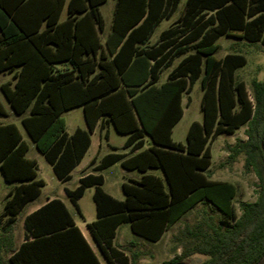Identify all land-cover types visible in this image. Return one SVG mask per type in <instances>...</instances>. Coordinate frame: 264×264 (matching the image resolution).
I'll list each match as a JSON object with an SVG mask.
<instances>
[{"label":"trees","instance_id":"1","mask_svg":"<svg viewBox=\"0 0 264 264\" xmlns=\"http://www.w3.org/2000/svg\"><path fill=\"white\" fill-rule=\"evenodd\" d=\"M107 1L0 0V73L12 74L1 86L5 101L64 183L87 154L99 123L102 132L113 124L128 136L123 147L128 153L112 147L113 153L91 162L96 173L83 175L75 190L66 189L80 213L78 201L94 188L97 218L88 229L109 264H136L135 256L130 259L115 246L119 227L129 224L134 235L156 243L198 204L210 205L221 220L206 215L186 225L175 237L184 252L167 264L194 255L209 257L204 264H257L264 256V81L254 80L250 95L236 78L246 57L216 54L222 37L264 45V0H186L174 25L149 49L136 45L146 44L163 21H170L182 0H116L105 56L98 52L105 30L100 7ZM183 56L167 82L158 85L163 69ZM199 81L203 122L191 124L186 144L175 142L183 97ZM76 108H83L88 130L69 135L63 115ZM0 116H8L1 99ZM244 126L247 141L229 146V160L244 155L245 169L253 170L261 185L255 202L240 204L239 215L237 185L212 180L210 168L213 143ZM29 149L16 124H0V172L16 185L7 195L9 226L0 233V264H101L60 200L26 217L25 239L16 242L23 207L45 185L37 161L27 157ZM118 163L143 174L123 184V201L103 189L102 172Z\"/></svg>","mask_w":264,"mask_h":264},{"label":"rangeland","instance_id":"2","mask_svg":"<svg viewBox=\"0 0 264 264\" xmlns=\"http://www.w3.org/2000/svg\"><path fill=\"white\" fill-rule=\"evenodd\" d=\"M186 0L181 1V7L179 12L171 19V21H164L157 29L155 35H158L161 31L173 25L178 17L179 13L185 5ZM115 8V0H110L107 4L101 7V13L105 19L106 25L109 28L113 20V11ZM66 17V11L63 14V19ZM220 49L217 53V58H223L226 54L238 53L242 54L247 59V65L236 72V78L238 81L245 82L250 95L253 94L252 82L254 80L264 81V45L262 44H250L246 41L238 38L222 37L218 41ZM10 79L9 75H0V84ZM203 91L201 88V82H197L194 86L190 97L189 107H185V115L181 122L175 127L173 133V139L175 142L186 144L188 129L193 121L203 120V114L201 111V99ZM0 96L2 97L1 89ZM186 96L185 102L189 98ZM2 100V99H1ZM4 103V101H3ZM6 105V103H4ZM10 116H0V124H16L24 140L29 144V152L27 157L35 159L37 161L38 179L43 180L46 183V187L43 189L41 199H45L52 193L60 194L62 199L66 201L69 206L74 219L79 225L86 231L84 221L94 222L96 220V206L93 200L94 188L86 190L84 197L79 201V207L83 214L82 218L76 208L71 204L69 199L64 194V188L67 187L70 190L76 189L80 184L81 171L86 168L91 160L95 157L99 149V130L96 131L93 136V146L82 164L73 172V176L70 182L63 184L55 176L51 165L47 162L44 155H42L37 149L36 145L26 134L25 129L21 124V118L16 116L8 108ZM66 122V130L68 134H73L77 128L87 129V125L84 118L83 108H76L63 115ZM237 137L233 135L223 134L212 145V166L210 170L211 179H222L232 182L238 187V195L234 200V205L240 212V204L242 202L253 203L258 198L259 187L261 181L258 175L253 170H246L245 156L241 155L236 158L235 161L229 160V143H236L239 138H244L245 133L242 130L237 132ZM126 140V136L117 133L113 128L111 129V142L116 146H122ZM103 148L101 155L108 152L105 139L102 140ZM96 173V172H94ZM157 175L162 176L160 170L155 171ZM105 179L103 189L105 192L113 195L118 199H124L123 183H129L131 179L138 178L140 172H130L121 166L120 163L114 165L102 172ZM12 189V185L4 180L3 175L0 172V233L4 228L9 226V217L5 214V205L7 201V195ZM212 216L216 222L221 220V215L214 210L210 205L198 204L191 212L186 214L177 224L169 229L163 238L156 243L148 242L140 237L135 236L130 228L129 224L122 225L115 239L116 248L121 251L128 258L133 259L135 256L136 264H167L178 260V258L184 252V245L177 243L175 237L182 231L186 225H195L200 222L204 216ZM25 213L19 217V221L14 229V236L16 242L20 244L25 239V232L23 229V219ZM9 238V236H8ZM9 242H6L4 248V258L9 259ZM98 254L102 264H109L100 250ZM209 257L203 255H194L183 262L186 264H204L208 261ZM133 264V263H130Z\"/></svg>","mask_w":264,"mask_h":264},{"label":"crops","instance_id":"3","mask_svg":"<svg viewBox=\"0 0 264 264\" xmlns=\"http://www.w3.org/2000/svg\"><path fill=\"white\" fill-rule=\"evenodd\" d=\"M69 0H67V2H68ZM110 0H108L107 1V3L109 2ZM106 3V4H107ZM105 5V4H104ZM104 5H102V6H104ZM101 6V7H102ZM101 7H100V11H101ZM115 7H116V0H115ZM181 7V6H180ZM65 11H66V17H67V9H65ZM64 11V12H65ZM114 11H115V8H114ZM114 11H113V15H114ZM64 14V13H63ZM102 14V13H101ZM66 17L63 19V15H62V20H65L66 19ZM104 18V17H103ZM104 21H105V19H104ZM171 21V20H170ZM164 22V21H163ZM162 22V23H163ZM169 22V21H168ZM161 23V24H162ZM160 24V25H161ZM159 25V26H160ZM174 25V24H173ZM112 26H113V20H112V22H111V25H110V27L108 28L107 27V25H106V22H105V30H104V33L103 34H101L100 35V41H101V44H102V46H103V51H101V52H98V54L100 55V54H102V52L104 53V55L105 56H108L109 55V51H108V47H107V45H106V42H107V40L109 39V37H110V34H111V31H112ZM172 25H169V27H167L166 29H168V28H170ZM159 28V27H158ZM157 28V29H158ZM157 29H156V31H157ZM166 29H164L163 31H165ZM156 31H155V33H156ZM163 31H161L158 35H155V33L152 35V37L149 39V41H147V43L146 44H144V45H142V44H137L136 45V47H139V49H143V48H146V49H149L150 47H152V46H155V45H157L159 42H160V35H161V33L163 32ZM217 55V54H216ZM227 55V54H226ZM225 55V56H226ZM224 56V57H225ZM223 57V58H224ZM184 58V56L183 57H180V58H177V59H175L174 60V62L172 63V65L169 67V68H164L163 69V72H162V74H161V78H160V81H159V83H158V85H162V84H164L165 82H167V80H168V77H169V74L179 65V63L182 61V59ZM219 59H221V58H219ZM59 67V66H58ZM0 75H9L10 76V79L8 80V81H6V82H3V83H1L0 84V89H1V86H2V84H4V83H7V82H9V81H11L12 80V74L11 73H8V72H5V73H0ZM196 85V84H195ZM194 85V86H195ZM194 88V87H193ZM193 90V89H192ZM192 92V91H191ZM2 93V92H1ZM191 94V93H190ZM190 94H185L184 95V97H183V101H182V105H183V109H184V114H183V117H184V115H185V107H189L190 105H188V104H191L190 103V97H189V95ZM186 96L187 97H189L188 99H187V101L185 102V98H186ZM203 96V95H202ZM0 99H2V101H4V103H6V105H5V107H6V109H7V112H8V115L10 116V112H9V110H8V108H10V110H11V107L9 106V104L5 101V99H4V96H3V94H2V97L0 96ZM201 101H202V99H201ZM84 111V110H83ZM11 112H12V110H11ZM13 113V112H12ZM65 114V113H64ZM203 114V113H202ZM183 117H182V119H183ZM85 118V117H84ZM181 119V120H182ZM203 119H204V115H203ZM181 120L179 121V123L181 122ZM21 121V120H20ZM85 122H86V120H85ZM194 122H199V123H202L203 122V120H202V122H200V121H193L192 123H194ZM178 123V124H179ZM191 123V124H192ZM177 124V125H178ZM86 125H87V123H86ZM176 125V126H177ZM175 126V127H176ZM191 126V125H190ZM105 127H106V130H108L109 131V138H108V140L107 139H105L104 138V133H105V131H101V126H100V123L97 125V127H96V129L94 130V132L91 134V140H92V142H91V146H90V148H89V150H88V152H87V154L89 153V151L91 150V148H92V146H93V136L95 135V133H96V131L97 130H99V149H98V151H97V153H96V155H95V157L91 160V162L93 161V160H96L97 161V163L104 157V156H106V155H108V154H110V153H113L114 151L112 150V147H116L118 150L116 151L117 153H128V151L129 150H124L123 149V147H124V144L126 143V141H127V138H128V136L127 135H123V136H126V140H125V142H124V144L122 145V146H116V145H114L112 142H111V129L113 128L115 131H116V129H115V127H114V125L113 124H110V125H108V124H105ZM175 127H174V129H175ZM190 128V127H189ZM78 129V128H77ZM76 129V130H77ZM82 129V128H81ZM174 129H173V133H174ZM246 129H247V126H244V127H242V128H240L239 130H242L244 133L246 132ZM75 130V131H76ZM84 130H88V126H87V129H84ZM189 130V129H188ZM239 130H237L236 131V133L233 135V136H235V138L238 136L237 135V132L239 131ZM117 132V131H116ZM75 133V132H74ZM73 133V134H74ZM118 133V132H117ZM72 134V135H73ZM23 135V134H22ZM69 135H71V134H69ZM24 138V137H23ZM219 138V137H218ZM103 139H105V141H106V146L108 147V152H106V153H103L102 155H101V152H102V148H103V142H102V140ZM174 140V139H173ZM239 140H241L242 142H246L247 141V137H246V135H245V137L244 138H239ZM146 147H148V146H150V140H149V138H146ZM235 143H229V145L230 146H232V145H234ZM87 154L85 155V157L87 156ZM85 157H84V159H85ZM84 159L82 160V162L84 161ZM82 162L80 163V165L82 164ZM91 162L89 163V165L86 167V168H84L82 171H81V177L83 176V175H87V174H90V173H94L95 171L93 170V167H91L90 166V164H91ZM80 165H78L76 168H75V170L80 166ZM116 165V164H115ZM114 166V165H113ZM113 166H111V167H113ZM111 167H109V168H111ZM108 168V169H109ZM108 169H106V170H108ZM124 169V168H123ZM74 170V171H75ZM126 170V169H125ZM210 170H211V168H210ZM73 171V172H74ZM105 171V170H104ZM128 171V170H127ZM155 171H158V170H150L148 173L149 174H155V175H157L156 173H155ZM73 172H72V176H73ZM130 172H134V171H130ZM142 176H143V174H141L140 173V176L138 177V178H134V179H131V181H137V180H140L141 178H142ZM158 176H161V175H158ZM163 176V175H162ZM80 177V178H81ZM71 181V180H70ZM70 181H68V182H70ZM80 181V180H79ZM215 181H223V182H229V181H225V180H222V179H215ZM61 182V181H60ZM68 182H66V183H64V182H62L63 184H67ZM104 183H105V179H104ZM230 183H232V182H230ZM124 184V183H123ZM234 184V183H233ZM236 185V184H235ZM15 186L16 185H12V189L9 191V192H11L14 188H15ZM46 187V183H45V185H44V187L41 189V194H40V196L37 198V199H35L34 201H31V202H29L28 204H26L24 207H23V209H22V211H21V213H20V216L19 217H21L24 213H25V217H24V219H23V229H24V232H25V228H24V220L26 219V217H28L29 215H31V214H33L34 212H36V211H38V210H40L42 207H44L45 205H47L48 203H50V202H52L53 200H60L65 206H66V208H67V210L69 211V213L71 214V216H72V218H73V220H74V222H75V224L79 227V229L81 230V232H82V234H83V236L85 237V239L87 240V242H88V244L90 245V247L92 248V250L94 251V253L97 255V257L99 258V260H100V257H99V254H98V250H100L99 249V247H98V245L96 244V242H95V240H94V238H93V236H92V234H91V232L89 231V229H88V224L89 223H91V222H88V221H84V225L86 226V231H84V229L79 225V223H77V221L74 219V217H73V214H72V212H71V210H70V208H69V206L67 205V203H66V201L65 200H63L62 199V196L60 195V194H56V193H52L51 195H49L48 197H46L45 199H41V196H42V193H43V189ZM66 189H68L67 187H65L64 188V194H65V196L68 198V196H67V193H66ZM70 190V189H69ZM75 190V189H74ZM109 194V193H108ZM123 194H124V192H123ZM111 195V194H110ZM112 197H114L113 195H111ZM115 199H117V200H119V201H123L124 199H125V195H124V199H118V198H116V197H114ZM69 199V198H68ZM69 201L71 202V200L69 199ZM80 201V200H79ZM79 201H78V206H79ZM71 204L74 206V204L71 202ZM75 207V206H74ZM76 208V207H75ZM80 208V207H79ZM76 210H77V208H76ZM79 213V212H78ZM79 215L82 217V218H84L83 217V214H82V212H81V209H80V213H79ZM96 217H97V215H96ZM120 228V227H119ZM119 230V229H118ZM117 234H118V232H117ZM136 236V235H135ZM100 262H101V260H100ZM101 264H102V262H101Z\"/></svg>","mask_w":264,"mask_h":264},{"label":"water","instance_id":"4","mask_svg":"<svg viewBox=\"0 0 264 264\" xmlns=\"http://www.w3.org/2000/svg\"><path fill=\"white\" fill-rule=\"evenodd\" d=\"M175 264H186L185 262H178ZM257 264H264V256L261 258V260Z\"/></svg>","mask_w":264,"mask_h":264},{"label":"flooded vegetation","instance_id":"5","mask_svg":"<svg viewBox=\"0 0 264 264\" xmlns=\"http://www.w3.org/2000/svg\"><path fill=\"white\" fill-rule=\"evenodd\" d=\"M178 263V262H177Z\"/></svg>","mask_w":264,"mask_h":264}]
</instances>
